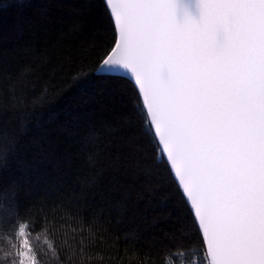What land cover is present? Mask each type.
I'll use <instances>...</instances> for the list:
<instances>
[{
  "label": "snow or ice",
  "instance_id": "6c2138e0",
  "mask_svg": "<svg viewBox=\"0 0 264 264\" xmlns=\"http://www.w3.org/2000/svg\"><path fill=\"white\" fill-rule=\"evenodd\" d=\"M180 6L102 0L112 36L90 58L96 0L0 4L27 37L0 70V264H96L113 237L104 264H264V0ZM41 236L63 237L48 260Z\"/></svg>",
  "mask_w": 264,
  "mask_h": 264
},
{
  "label": "trees",
  "instance_id": "16d2710c",
  "mask_svg": "<svg viewBox=\"0 0 264 264\" xmlns=\"http://www.w3.org/2000/svg\"><path fill=\"white\" fill-rule=\"evenodd\" d=\"M5 2V0H0V4ZM68 2H71V0H68ZM96 3L98 5L97 9V19L95 21V29L88 32V29L86 28V34L81 38L83 41V47L85 49V52L89 55L91 58L95 55L91 50L93 48H96L101 43H108L111 39L112 32H111V25L109 22L104 19L103 12L101 10L102 6V0H96ZM0 36H6L8 37L7 40V47L9 49V57H8V64H0V70H2L4 67L8 68L9 72H15L17 68L23 63V45L25 44L27 37L23 34H20L15 31V15L13 12L9 11L4 13L3 15V21L0 23ZM19 45V46H17ZM79 93L75 90H69L65 93L64 96H62L60 99L56 100L50 107L48 111L43 113L39 119L38 124H34V132L38 133L40 131V126L44 125L46 122L49 121V117L52 118V123H60L65 118L64 109L65 107L74 100L76 96H78ZM79 111V109H77ZM4 116L0 114V125L3 124ZM3 139L2 130H0V140ZM31 139V135L28 138ZM65 143H72L71 140H66ZM26 146H28L26 144ZM37 199L39 197L37 196ZM90 203L93 205H98L100 203L99 197L91 198L90 197ZM68 231L71 230L69 227L67 229ZM87 231L85 232V235H87ZM128 235V233L122 234V240L121 245L123 246V236ZM63 237L59 236L57 239H53L52 237H45L41 236V239L39 241V246L42 250L48 251V243L55 244L59 240H61ZM6 238L0 237V247L3 246V241ZM33 239H35V234L33 236ZM45 239H47L48 243H45ZM130 239V237H129ZM114 237L111 241L105 242L103 241V238L100 239V242L97 244V255H96V264H104V261L108 259L106 255H104V250L111 249L113 252V256L116 255L115 253V247H114ZM131 245H129L130 247ZM189 247L192 245L189 243ZM202 255V253H201ZM51 257V252L48 251V256L43 257V259L48 260ZM171 260H175V257H172ZM116 264H136L135 256L131 253H121L119 260L116 262Z\"/></svg>",
  "mask_w": 264,
  "mask_h": 264
},
{
  "label": "water",
  "instance_id": "95a60500",
  "mask_svg": "<svg viewBox=\"0 0 264 264\" xmlns=\"http://www.w3.org/2000/svg\"><path fill=\"white\" fill-rule=\"evenodd\" d=\"M181 5L176 10L177 21L182 20L186 15L193 19H198L200 10L196 6L197 0H178Z\"/></svg>",
  "mask_w": 264,
  "mask_h": 264
}]
</instances>
